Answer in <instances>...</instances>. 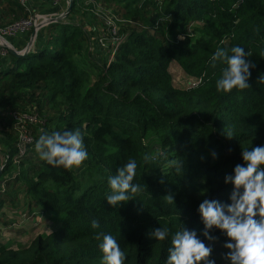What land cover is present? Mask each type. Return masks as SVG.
Instances as JSON below:
<instances>
[{
	"label": "trees",
	"instance_id": "trees-1",
	"mask_svg": "<svg viewBox=\"0 0 264 264\" xmlns=\"http://www.w3.org/2000/svg\"><path fill=\"white\" fill-rule=\"evenodd\" d=\"M2 1H14L22 17L27 15L18 0ZM82 1L73 0L70 14L81 11ZM113 1L124 11L119 16L124 37L110 61H85L97 71L93 81L79 60L87 52L88 33L72 17L42 29L25 55L0 53L11 57L0 66V150L7 158L0 176V221L5 205L21 203L50 213L59 224L27 248L1 244L0 264H103L99 232L115 237L124 264H166L171 234L182 226L211 243L202 234L199 204L206 198L230 203L233 185L225 176L244 163L243 149L264 146V84L258 83L264 75V0ZM233 46L251 53L250 87L218 92L225 65L212 67L210 57L217 48ZM173 61L202 81L176 87ZM14 109H36L44 120L33 127L35 141L23 156L4 116ZM76 128L88 153L81 165L88 184L77 168L52 167L34 148L42 134ZM229 130L231 138L225 135ZM151 136L156 144L147 141ZM146 154L154 159L145 161ZM129 159L138 165L133 183L144 190L114 207L106 199L107 178ZM93 219L98 229L91 227ZM158 227L170 230L167 240L149 235ZM211 234L223 244L228 239L219 229Z\"/></svg>",
	"mask_w": 264,
	"mask_h": 264
},
{
	"label": "clouds",
	"instance_id": "clouds-1",
	"mask_svg": "<svg viewBox=\"0 0 264 264\" xmlns=\"http://www.w3.org/2000/svg\"><path fill=\"white\" fill-rule=\"evenodd\" d=\"M246 56H251V53H246L241 46L217 48L210 57V63L212 67H216L217 62L225 65L216 81L218 92L228 93L234 88L243 90L250 87L247 81L251 77L250 68H254L255 64ZM258 83L264 84V75L260 76ZM225 135L233 137L231 130ZM34 148L42 161L68 170L79 168L88 158L80 128L42 134ZM212 155L217 157L215 152ZM144 159L149 161L154 157L146 154ZM242 159L244 163L234 167V174L225 176L224 182L233 185L229 197L231 202L206 198L199 204L198 212L204 225L202 234L210 242L219 239L211 234L214 228L226 235L228 239L223 247L229 251L223 253L222 258L229 264H264V146L243 149ZM171 163L177 172L181 171V163L175 160ZM137 166L136 160L129 159L116 175L107 178L110 193L106 199L110 205L116 207L143 192L140 184L133 183ZM165 199L169 204L174 202L172 194L166 195ZM91 227L98 229L99 221L93 219ZM149 235L164 241L169 238L170 230L158 227ZM96 239L100 240L103 264H124L125 253L113 235L99 232ZM170 244L166 264H216V260L211 258L213 247L201 240L194 229L182 226L171 234Z\"/></svg>",
	"mask_w": 264,
	"mask_h": 264
},
{
	"label": "rangeland",
	"instance_id": "rangeland-1",
	"mask_svg": "<svg viewBox=\"0 0 264 264\" xmlns=\"http://www.w3.org/2000/svg\"><path fill=\"white\" fill-rule=\"evenodd\" d=\"M82 2L83 6L81 11L83 10V12L89 17V19L94 18L96 21H98L99 25H102V19L100 20L98 15L95 13L98 7L104 9L109 13L112 12V14H114L116 17H119L120 15L122 17V14L124 15V11L120 9L119 5L113 0H83ZM20 17H22V14L18 10L14 1H0V26L9 24L10 22H13ZM77 23L81 24L82 22L80 21ZM116 23L119 25V21L117 19ZM96 36L97 33L95 32L92 36V39H89V41L85 44L87 47V52L84 53L82 57H79V60L90 71L92 81L95 79L97 71L91 65H89V63H91L90 61L102 63V61H104L105 59H110L114 51V47L112 46V39L109 40V35L106 40L108 44L107 52H97L96 50H98L99 48L96 45ZM1 42H3V40H0V43ZM1 48L2 47L0 45V50H2ZM85 61L89 63L86 64ZM170 71L173 75V82L176 87L187 88L192 85L194 79L191 78L182 69L178 62H172ZM147 141L150 144L157 143V139L153 136L149 137ZM5 159L6 156L0 150V166L4 164ZM77 172L81 180H83V183L88 184V174L85 173V170H83L82 166L77 168ZM18 204L17 208H11L10 205H5L1 211L0 221V245H8V248L14 251L29 247L31 243L35 241L36 238H38V236L44 233H51L59 225L51 218L50 213H43L39 211L38 208L33 209L35 212L34 213L33 211H30L27 206L24 207L23 204ZM21 214H23V216H25L26 214V217L28 218V220L24 223H21ZM209 245L213 247L211 258L216 260V264H229L228 261L222 258V254L229 251L228 249L223 247V243L215 241L209 243Z\"/></svg>",
	"mask_w": 264,
	"mask_h": 264
},
{
	"label": "built area",
	"instance_id": "built-area-1",
	"mask_svg": "<svg viewBox=\"0 0 264 264\" xmlns=\"http://www.w3.org/2000/svg\"><path fill=\"white\" fill-rule=\"evenodd\" d=\"M54 4H60L62 0H50ZM69 3L71 0H68ZM19 4L23 7L26 16L17 18L13 22L6 24L4 26H0V40L3 42L0 43L1 49L0 53L2 55L11 52V49L18 51L19 53L24 52L26 48H30V51L35 46V42L38 36V33L46 28L49 24L53 22H57L62 20L65 17L66 11H63L61 16H57L55 14H41L33 10L31 8V0H18ZM100 20L104 23V25L99 26V30L97 33L96 38V45L99 47L97 52H107L108 44L106 42L107 37L110 35L109 40L112 39V46L114 47L113 54L115 53L116 49L123 41L124 36L119 35L120 26L116 23V19L119 21V17L117 18L112 12H107L104 9L98 7L95 12ZM124 21V20H123ZM29 33L30 39L27 45L24 48L18 49L15 48L13 44L8 40L10 36H17L18 34ZM110 45V44H109ZM12 53V52H11ZM113 56V55H112ZM109 59V61L112 59ZM192 78V77H191ZM192 85H196L197 83L201 82L202 79H195ZM4 116L8 119V121L13 125V129L16 132L17 136V147L19 150V156H23L26 154L28 145L35 141V135L33 133V127L35 125H40L44 122L40 114L37 112L36 109L31 110H10L4 113ZM7 162V158L5 162ZM0 168H4V164L0 166ZM2 191H4V186H2ZM22 215L21 223H24L28 220V218Z\"/></svg>",
	"mask_w": 264,
	"mask_h": 264
},
{
	"label": "crops",
	"instance_id": "crops-1",
	"mask_svg": "<svg viewBox=\"0 0 264 264\" xmlns=\"http://www.w3.org/2000/svg\"><path fill=\"white\" fill-rule=\"evenodd\" d=\"M30 5H31V8H33V10L38 13L48 14V15L55 14L57 16L58 15L61 16L62 12L68 9L70 3L68 0H62L60 4L56 5L50 0H31ZM70 17L74 18L73 20L74 22L81 21L84 24V29L87 31L89 39H92V36L95 32L98 33L99 26H100L98 24V21H96L94 18L89 19V17L83 12V10L80 12H75L74 14L69 13L67 16L62 18V20L67 21ZM29 39H30L29 33L18 34L15 37L14 36L8 37V40L11 42V44H13L14 47L18 49L24 48L27 45ZM10 59H11L10 56L4 58V57H1V54H0V66L4 65L5 63L10 62L9 61Z\"/></svg>",
	"mask_w": 264,
	"mask_h": 264
},
{
	"label": "water",
	"instance_id": "water-1",
	"mask_svg": "<svg viewBox=\"0 0 264 264\" xmlns=\"http://www.w3.org/2000/svg\"><path fill=\"white\" fill-rule=\"evenodd\" d=\"M72 6H73V0L70 1V5H69V7L65 13V16H67L71 12ZM10 51L16 55H25L30 51V48H26V50L24 52H21V53H19L18 51L14 50V49H11ZM2 171H3V168H0V176L2 174Z\"/></svg>",
	"mask_w": 264,
	"mask_h": 264
}]
</instances>
